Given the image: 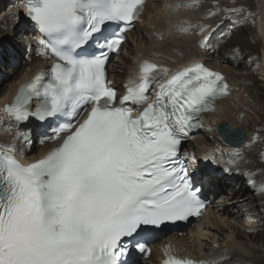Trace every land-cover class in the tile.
<instances>
[{"label": "snow or ice", "instance_id": "obj_1", "mask_svg": "<svg viewBox=\"0 0 264 264\" xmlns=\"http://www.w3.org/2000/svg\"><path fill=\"white\" fill-rule=\"evenodd\" d=\"M144 3L26 0L38 54L55 59L20 84L3 111L17 130L30 118L55 122L46 138L60 142L26 165L15 143L0 144V264H138L133 253L150 254L158 231L203 214L207 201L180 149L229 86L201 62L173 71L144 60L118 96L106 65ZM221 132L238 135L228 125ZM163 253L162 264H216L182 257L172 245Z\"/></svg>", "mask_w": 264, "mask_h": 264}, {"label": "bare ground", "instance_id": "obj_2", "mask_svg": "<svg viewBox=\"0 0 264 264\" xmlns=\"http://www.w3.org/2000/svg\"><path fill=\"white\" fill-rule=\"evenodd\" d=\"M1 1L2 0H0V2ZM15 1H18V0H15ZM15 1L12 0L11 2H15ZM156 1L157 2L159 1V3H156ZM196 1L197 0H195V2H193V0H149L146 11L142 17V21L137 23L136 30L131 35H129V39L127 40V42L125 43L123 47L122 55H124V50H126L128 45H130V41L133 42V44L135 45L134 47L135 49L130 50V54L133 56L131 60L130 58L126 56H122L120 59L121 62H123L121 63L123 64L122 66H124L123 68L127 70V72L123 74V73H119L114 70L112 71L111 74H113V76L116 78V84L120 86L122 80L126 77V75H127V78L131 76L136 70L137 63L144 58H145L144 60H150L152 63L158 66L168 67L169 69L173 71L176 69L186 67L192 64L193 62L204 60L205 62H207L208 66L212 67L213 69H218L221 72H223L225 76V80L230 84L229 85L230 94L226 98H223L220 101H218L217 109L215 110V112H213L210 116L207 117L206 125H208V129L205 130L206 134L196 135L195 137H193V140L199 137L198 144L201 146V148H198L196 152L199 155V157H205V159H207L210 162V164L215 166L216 174L220 172L225 177V178H220V179L211 178L210 183L215 185L217 188H221L222 183L228 184V183H233L239 180L237 184L239 185V187L237 188V190H232V192L234 193V195L239 194L240 195L239 198H242V199H240V202L238 203L237 206H234L233 208H229L227 207V203L225 202V200H228V198H224L225 200L222 203V205H219L220 206L218 208L219 211H217V213L215 211H212L211 214L205 217V220H206L205 227L207 226L205 233L204 232L194 233L193 230H189V234L186 237L181 238L179 242L186 243L187 245H189V249H190L189 252L191 255L196 254V252L199 254L200 258L202 257L204 258V255H206V257L210 259L211 262H216V264H261V262L264 264V258L262 257L264 253L260 254L259 253L260 250L256 249V247L254 246L255 245L254 241L258 240V238L255 239V236L259 237L260 236L259 234L262 231L256 229L254 227L255 226L254 224L250 222H246L248 219L250 220V218H248V215L250 213H247L246 216L236 215V213L240 212V211H237V209H240L242 204H249V203L254 202L255 200L257 201L258 199L264 202V193L263 191L258 190L260 186H257L258 189H256V191L257 193H260V194H259V198H256L253 192L250 191V188L249 187L246 188L245 187L246 185H244L243 182H241V180L246 177L245 175L253 173V177L255 178L257 177V175L259 176V179L261 181L260 185H264V176H263L264 171H262L263 175H261L260 174L261 171L259 172L258 169L257 170H255L256 168L254 169V166L259 168V167H262V165H264V163L263 164L257 163V161L259 160L261 156V153H263L262 150L260 149L264 145V134L262 133L259 134L260 131L259 133H254L253 134L254 141L252 143H250L247 140V137L245 138V141H248V143L244 145L241 151L244 150V152H246V156L241 158L240 161L238 162V161H232V160L233 158H236V156H238V152H241L240 150H235V149L241 148V147H232V146L227 145L226 143L222 141L221 137L216 133L217 127L223 121L229 122L228 120H231L232 118H234L233 115L235 114L233 113L235 111L237 112L238 110L239 112L244 113V110H246L247 108L246 106H245L246 108H244L243 106L242 107L240 106L241 104H244L243 102L245 99L243 98L238 100L237 109L235 108L236 106L235 107L231 106L232 103L236 102L240 94H242L243 97L247 95L248 99L250 100L249 102H251L250 104H253L252 108L249 110L250 112L254 111L256 115H259V112L261 111L264 112V108L260 111L257 110L259 100L256 99L255 96L253 97L250 95L251 94L249 92L250 87H248L247 84L245 83L248 81L250 82V84L256 85L257 83L255 80L254 74H248L247 77L244 78V76H242L239 73V70L234 67L236 63H234L233 61L231 62L228 61V57L233 55L232 52L228 54V57H226V59L223 56L222 57L219 56L221 55L220 54L221 49L216 46L217 38L216 40L215 38L211 40V42L208 44L209 46L207 47L208 49H206L205 51L202 50L203 52L199 54L200 56L197 54L196 56L193 55L194 57L190 56L188 58L185 57V58H180L178 60L177 58L178 51L175 50L176 48L174 49L173 45H171L169 42H172L174 39L175 41H177L178 37L171 39L172 35L176 36L180 34L181 36V33L183 34L189 33L190 31L186 33L182 31L181 29H185V28L190 29V28H187V25H190L191 22H197V21H191V19H196L192 17V14H191L192 9L197 10L199 8H202V5L205 2V0L204 2L202 0H199L198 2ZM189 3H192L191 7H183V6L176 7V5H185ZM263 3H264V0H256V8L258 9L259 36H261L264 41V4ZM19 9H20L19 6H16L15 4L13 7L14 16L16 15L19 18H17V20L13 19L14 23H11V21L8 20V18H6L7 15L4 16L2 20H0V25H2L0 29V36L2 34H6L7 30H9V34L14 33L13 34L14 37L15 35L18 36L19 29L17 30V27L21 22V20H19L20 19ZM207 11L209 13L214 12L212 8L211 10L210 8H208ZM18 21H19V24H17ZM234 25H235L234 31H235V27L241 26L238 21ZM223 30L220 33H222ZM140 33L142 34V36ZM137 37L138 38L141 37L140 39L141 41L139 43L137 41L138 40ZM165 40H168L169 42L168 41L164 42ZM227 40L222 41L223 45ZM11 41L12 40L9 38L7 41L9 43L7 44L15 48L14 51L17 52V55H18L17 57L22 58L21 52H19V48L16 46L17 44H14L13 42V45H12ZM162 41L164 43V46H162L161 48ZM146 44H148L149 46H145ZM242 46H245L247 48V43L245 42V45H242ZM0 49L4 51L3 44L1 46V43H0ZM262 49L264 50V46L262 47ZM39 52H40V49H35V48H33L32 52L29 51L28 53L29 56L26 57L27 63L22 62L18 64V68L19 66L21 67L23 64L24 69L22 70V72L14 71L13 77H10L12 82L6 85L7 88L5 90H2V88L0 87L1 88L0 89V102L1 101L10 102L12 94L16 92L17 86L21 82L30 78L35 73L34 70L36 69V64L38 62L44 61L45 59L44 55L38 54ZM242 55L243 54L241 53V57ZM234 57L235 59L236 58L239 59L240 54H239V57L235 56L234 54ZM236 62H238V60H236ZM241 65L243 67L247 65L245 69L247 70L250 69L248 68L250 67V65L243 63L242 61H241ZM230 66H233V68H231ZM113 67H114V64L111 65L110 69L113 70L114 69ZM260 68H261L260 77L264 81V53H263L262 64ZM242 117L237 118V121H242L243 120ZM233 126L231 124V127L233 129H240V128H235ZM3 131H6V132L3 133ZM18 131L20 134H23V131H25V128L22 127V128H19L18 130L15 128H12L7 120V117L4 111L2 112L0 109V144L15 143V145L19 149L20 157L24 159H28V160H32L33 158L38 157L40 152L44 151L49 146L48 144L40 145L37 143L33 148H31L29 145V147H27L24 151H22L23 150L22 147H21L22 150L19 148L20 141L22 140V136L19 137L20 139L18 141V138H17ZM35 139L36 138L34 136L32 140H35ZM209 140L214 141L216 145L218 144V142L219 143L221 142V144L224 146V149L221 150V154L217 156L218 159L219 158L229 159L228 163H225V162L221 163L219 162L220 160H218L220 165H222L223 167H221L219 163H215L217 160H215L216 156L214 154L209 153L206 150H203L204 145L212 146ZM257 211L259 212V210ZM259 220L260 221L264 220V217H261V219ZM244 227H247L248 229L245 228V231L249 233L250 235H252V237L247 238L250 241V245L247 244L245 245V247L242 244H240L238 241L240 240V238L244 239L246 236L245 234L240 235V231L242 228L244 229ZM218 235L221 238H219ZM208 239L210 240V244L209 243L206 244V242H208L207 241ZM193 244H198L201 248L194 249L192 246ZM218 245H219V248L216 249L215 247ZM204 246L205 248H203Z\"/></svg>", "mask_w": 264, "mask_h": 264}, {"label": "rangeland", "instance_id": "obj_3", "mask_svg": "<svg viewBox=\"0 0 264 264\" xmlns=\"http://www.w3.org/2000/svg\"><path fill=\"white\" fill-rule=\"evenodd\" d=\"M198 1L199 0H197L196 2H198ZM202 1L204 2V0H202ZM156 3H159V1L158 2L156 1ZM10 4H11L10 0H5L3 3H2V1L0 2V20H2V18L7 15L6 18H8V20H10L11 23H14L13 19H16V18L14 15H11L12 13L14 14V12L11 11L12 7ZM234 7L235 8H242L243 11L239 12V13L226 11V9H230V8H234ZM208 8H210V10L212 8L214 12L209 13L207 11ZM191 14H192V17L196 18V19H191V21H197V22H191L190 25H187V28H190V32L187 34L181 33V36H180V34L176 35V36L172 35L171 39L178 37L177 41H175V39L172 41L173 43L169 42L168 40H165L164 42L168 41L171 45H173L174 49L176 48L175 50L178 51L177 58L179 60L180 58H185V57L188 58L190 56L194 57L197 54L199 55L200 53H202L203 51L208 49L207 47H209V46H207L206 48L200 47V41H201L203 36L211 33L209 43L211 42L212 39L215 38V40H216V38H217L216 46L221 49V53H220L221 55H219V56H221V57L223 56L226 59V57H228V54L230 52H232L233 55L228 57V61L229 62L233 61L234 63H236V65L234 67L239 70V73L242 76H244V78H246L248 74H254L257 84L253 85V84H250V82H248V81L245 83L247 84L248 87H250L249 88V92L251 93L250 95L253 97L255 96V98L259 100L257 110H259V111L262 110L264 108V81L260 77V70H261L260 67L262 64V57H263V53H264V50L262 49V47L264 46V41H263L262 37L259 36L258 9L256 8V0H205V2L202 5V8H199L197 10L192 9ZM13 16H14V18H13ZM17 18H19V17H17ZM237 21L238 22L242 21V22H239V24L241 26L235 27V31H234V26H235L234 24ZM17 24H19V21ZM1 26L2 25H0V29H1ZM201 28L204 29L203 32H201ZM222 30H223V32L220 33ZM13 34L14 33L9 34V30L6 31V34H2L0 36L1 46H2V44L5 45L9 38L12 40L11 41L12 45H13V42H14V44H15V42L20 43V41H18V39H17L18 36L15 35V37H14ZM228 34H229V36H228ZM141 36H142V34H141ZM140 39H141V37L139 38V40H137L138 43L141 41ZM225 40H227V41L223 45L222 41H225ZM245 42L247 43V48L245 46H242V45H245ZM20 44H19V46H20ZM194 45H195V47H194ZM8 46L3 48L4 52L6 51V53H7V47ZM145 46H149V45L146 44ZM162 46H164L163 41L161 42V48H162ZM134 47H135V45L133 44V42L130 41V45H128L126 50H124V55H122V56H126V57L130 58V60H131V58L133 56L130 54V50L135 49ZM200 49H201V51H200ZM14 50H15V48H14ZM241 53L243 54L242 57H241ZM234 54H235V56H238V57L240 54V58L235 59ZM21 55H22V57H24L22 52H21ZM0 56H1V52H0ZM16 58L17 57H15V59ZM5 59H6V57H5ZM236 60H238V62H236ZM241 61L243 63L250 65V67H248L250 69H248V70L245 69V67H247V65H245L243 67L241 65ZM121 63H123V62H121V60L116 62V64L114 63V65H116V66H114V68L118 69L119 73H121L120 71H123L124 73L127 72V70H125L123 68L124 66H122L123 64H121ZM239 65H241V66H239ZM230 67L233 68V66H230ZM18 69L19 70H16L11 65H7L4 68L0 64V87L2 88V90H5L7 88L6 85L9 84L10 82H12L10 76H11V74H13L14 71L22 72V70L24 69L23 65L21 67H19ZM11 77H13V75ZM239 96H238V99L236 100V102L232 103L233 105L231 104V106L232 107L236 106L235 108L237 109L238 108L237 107L238 106L237 105L238 100L243 98V99H245L243 102L244 104H241L240 106L241 107L243 106L244 108L247 107L248 109L246 108V110H244V113L242 112L243 114L241 112H239L238 110H237V112L235 111L233 114H235L236 116L233 115L234 118H232L231 120H228V121L232 124V126L234 125L233 127L242 129L247 135L246 136L247 140L250 143H252L254 141V138H253L254 133H259V131H260L259 134H261V133L264 134V121H263L264 120V112L263 111L259 112V115H256L254 113V111L250 112L249 110L252 108L253 104H250L251 102H249L250 100L248 99V96L246 95L243 97L242 94H240ZM255 115L258 117H256ZM239 117H242L243 120L237 121V118H239ZM245 122H246V124H245ZM4 132H6V131H3V133ZM200 134L205 135L206 133L201 132ZM20 136H22L21 141H23L24 140L23 134H21ZM19 139L20 138H18V141H19ZM21 141H20V144H24V145L26 144V142L24 143V141L23 142H21ZM198 141H199V137L195 138V141L193 142V145L191 147V149H193L194 151L196 150V152H197L198 148H201V146L198 144ZM248 141L246 142V144L248 143ZM209 142L212 144V146L204 145L203 150H206L209 153L214 154L215 156H219L221 154V150L224 149V146L221 144V142L220 143L218 142L217 145L212 140H209ZM24 145H23V147H24ZM214 145H216V146H214ZM23 147H22L23 150L21 149V145L19 148L22 151H24L26 148L25 147L23 148ZM243 147L244 146H241V148H237L235 150L241 151V149H243ZM260 150H262L263 153H261V156H260L259 160L257 161V163L263 164L264 163V145L261 147ZM245 156H246V152H244V150H242L241 152H238V156H236V158H233L232 161H238L239 162L240 159L245 157ZM220 160H223V162L229 161V159H227V158H222V159L220 158ZM254 169L255 170L258 169L259 172L260 171L262 172V171H264V165H262V167H259V168L254 166ZM261 172H260V174L263 175V172L262 173ZM245 176L246 177L244 179H242L241 182H243V184L246 185L245 186L246 188L247 187L250 188V191L253 192V194L256 198H259L260 193H257V191H256V189H258L257 186H261L260 185L261 181L259 179V176L257 175V177L255 178V177H253V173L245 175ZM250 180H254V184L250 183ZM237 182H234L232 184V186H230L229 184L226 185V191H225L226 194L224 195V198L229 197L230 199H232V201L228 202L229 208H233L234 206L238 205V199H236L237 201L235 202V198H238L239 195L238 194L234 195V193L232 192V190H237ZM238 187H239V185H238ZM263 193H264V191H263ZM257 210H259V212ZM237 211H240V212L236 213V215L246 216L247 213H250L248 215V218H250V220L248 219L246 222H250V223L254 224L255 225L254 227L256 229L262 231L259 234L260 235L259 237L255 236V239L258 238V240H255V241L253 240L255 243V245L254 244L253 245L256 247V249H259L261 251L260 252L258 250L260 254H263L264 253V220L260 221L259 219H261V217H264V202L262 200L258 199L257 201L255 200L254 202L249 203V204H242L240 209H237ZM256 219H258V220H256ZM245 228L248 229L247 227H244V229L242 228L240 231V235H244V234L246 235L245 238L244 239L240 238V240H238L239 243L242 244L244 247L247 244L250 245V241L247 238L252 237V235H250L249 233H247L245 231ZM218 237L221 238L219 235H218ZM207 241L208 242H206V244H208V243L210 244V240L208 239ZM215 248L218 249L219 245L216 246ZM262 257L264 258V254L262 255ZM261 264H263V263L261 262Z\"/></svg>", "mask_w": 264, "mask_h": 264}, {"label": "water", "instance_id": "obj_4", "mask_svg": "<svg viewBox=\"0 0 264 264\" xmlns=\"http://www.w3.org/2000/svg\"><path fill=\"white\" fill-rule=\"evenodd\" d=\"M225 125H228L230 126V128L233 130V132L237 133L238 135L231 139V140H226L224 135H222V132L221 130L223 129V127ZM217 133L222 136L223 140L225 143L229 144L230 146H233V147H238V146H242L245 144V138H246V134L241 130V129H233L231 127V124L227 121H223L218 127H217Z\"/></svg>", "mask_w": 264, "mask_h": 264}]
</instances>
